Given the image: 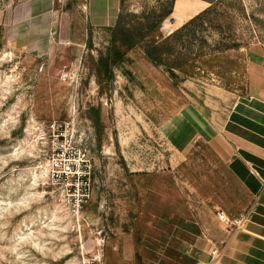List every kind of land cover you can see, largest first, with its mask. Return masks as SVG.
Returning a JSON list of instances; mask_svg holds the SVG:
<instances>
[{"label":"rangeland","instance_id":"374dc122","mask_svg":"<svg viewBox=\"0 0 264 264\" xmlns=\"http://www.w3.org/2000/svg\"><path fill=\"white\" fill-rule=\"evenodd\" d=\"M167 1L0 0V264H192L167 238L191 227V213L200 223L217 209L235 219L248 203L205 145L176 157L169 133L195 84L243 100L253 93L264 106V0H221L216 18L239 47L196 78L155 67L143 45L113 67L112 82L99 77L111 29ZM191 18L173 12L145 42ZM58 150L74 172L85 160L92 166L81 208L82 185L49 182Z\"/></svg>","mask_w":264,"mask_h":264},{"label":"crops","instance_id":"0c3cea01","mask_svg":"<svg viewBox=\"0 0 264 264\" xmlns=\"http://www.w3.org/2000/svg\"><path fill=\"white\" fill-rule=\"evenodd\" d=\"M215 1L177 0L174 13L194 17ZM195 86L169 133L176 157L187 158L205 145L249 201L237 213L245 217L239 228L225 224L220 209L204 223L191 213V227L170 235L166 247L192 264H264V106L253 93L243 100L220 86Z\"/></svg>","mask_w":264,"mask_h":264},{"label":"trees","instance_id":"16d2710c","mask_svg":"<svg viewBox=\"0 0 264 264\" xmlns=\"http://www.w3.org/2000/svg\"><path fill=\"white\" fill-rule=\"evenodd\" d=\"M176 2L169 0L161 3L160 13L154 12L150 17H143V20L138 18L134 26L118 25L112 28L106 51L98 52L99 77L112 82L113 67L123 61L128 51L139 45H143L146 57L155 67L176 71L189 78H196L200 71L204 72L208 60H218L223 52L239 47L237 43L231 42V36L224 35V27L216 18L222 17L218 10L221 0L215 1L162 40L146 43L164 20L173 14ZM209 31L217 32L219 40L212 42ZM93 45L91 35L88 48L92 50ZM96 124L101 127L99 112L96 114Z\"/></svg>","mask_w":264,"mask_h":264},{"label":"built area","instance_id":"2783aa9c","mask_svg":"<svg viewBox=\"0 0 264 264\" xmlns=\"http://www.w3.org/2000/svg\"><path fill=\"white\" fill-rule=\"evenodd\" d=\"M70 158L71 156H68L66 152L58 150L56 156H54L49 163L50 172L48 178L49 182L52 184L74 179L78 183L72 184V186L69 185L71 189L75 186L79 188L80 185H82V189H78L79 198L77 200V206L81 208L82 205L86 204L91 195L92 166L85 160L82 166L74 172L76 165ZM71 189L67 190V192H70ZM218 215L219 218L230 227L239 228L245 220L244 216L230 219L223 211H220ZM212 255L216 256L217 251H213Z\"/></svg>","mask_w":264,"mask_h":264}]
</instances>
